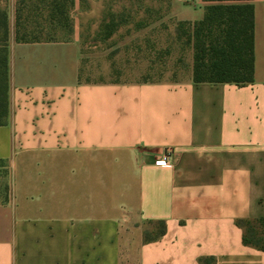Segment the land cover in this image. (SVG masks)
I'll return each mask as SVG.
<instances>
[{
    "label": "crops",
    "instance_id": "crops-1",
    "mask_svg": "<svg viewBox=\"0 0 264 264\" xmlns=\"http://www.w3.org/2000/svg\"><path fill=\"white\" fill-rule=\"evenodd\" d=\"M177 3L178 22L215 2ZM253 3L243 85L195 82L193 59L178 76L83 80L78 38L11 31L0 264H264L238 223L264 219V0ZM167 148L171 165L159 162ZM159 221L165 232L146 241Z\"/></svg>",
    "mask_w": 264,
    "mask_h": 264
},
{
    "label": "trees",
    "instance_id": "trees-1",
    "mask_svg": "<svg viewBox=\"0 0 264 264\" xmlns=\"http://www.w3.org/2000/svg\"><path fill=\"white\" fill-rule=\"evenodd\" d=\"M205 15L196 21H178L177 34L193 50L195 82L254 81V3L253 0H205ZM76 0H16L15 39L17 42L64 41L73 31L72 9ZM9 11L0 5V125L9 116ZM181 60V59H180ZM3 173L9 175L7 162L0 159ZM10 199L8 192L0 203ZM244 242L264 249V219L239 220ZM152 240L165 232L164 221ZM146 234V233H145Z\"/></svg>",
    "mask_w": 264,
    "mask_h": 264
},
{
    "label": "rangeland",
    "instance_id": "rangeland-1",
    "mask_svg": "<svg viewBox=\"0 0 264 264\" xmlns=\"http://www.w3.org/2000/svg\"><path fill=\"white\" fill-rule=\"evenodd\" d=\"M16 0H0L9 11L15 33ZM177 0H76L72 9L73 31L64 41L81 43V79L157 80L187 72L193 50L177 34V20L169 15ZM181 59V60H180ZM0 167V198L11 194L10 176ZM145 236H153L158 224ZM153 225V228H152ZM130 241L124 239V243Z\"/></svg>",
    "mask_w": 264,
    "mask_h": 264
},
{
    "label": "built area",
    "instance_id": "built-area-1",
    "mask_svg": "<svg viewBox=\"0 0 264 264\" xmlns=\"http://www.w3.org/2000/svg\"><path fill=\"white\" fill-rule=\"evenodd\" d=\"M173 152L172 148H167L161 155L159 162L164 165H171L173 162Z\"/></svg>",
    "mask_w": 264,
    "mask_h": 264
}]
</instances>
